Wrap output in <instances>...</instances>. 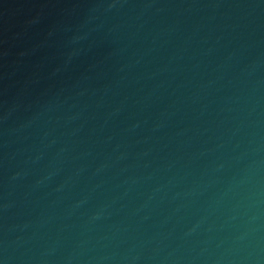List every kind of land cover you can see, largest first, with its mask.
Returning <instances> with one entry per match:
<instances>
[{"label": "water", "instance_id": "95a60500", "mask_svg": "<svg viewBox=\"0 0 264 264\" xmlns=\"http://www.w3.org/2000/svg\"><path fill=\"white\" fill-rule=\"evenodd\" d=\"M0 264H264V0H0Z\"/></svg>", "mask_w": 264, "mask_h": 264}]
</instances>
